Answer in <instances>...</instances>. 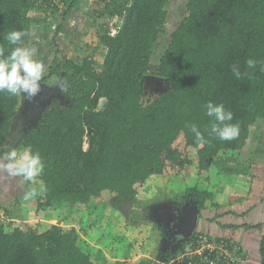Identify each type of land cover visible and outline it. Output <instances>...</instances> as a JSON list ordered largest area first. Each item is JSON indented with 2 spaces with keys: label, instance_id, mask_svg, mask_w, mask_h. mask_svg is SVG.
<instances>
[{
  "label": "trees",
  "instance_id": "16d2710c",
  "mask_svg": "<svg viewBox=\"0 0 264 264\" xmlns=\"http://www.w3.org/2000/svg\"><path fill=\"white\" fill-rule=\"evenodd\" d=\"M49 1L0 0V47L5 55L13 46L4 36L26 31L25 45L32 34V12L51 9ZM79 1L58 0L65 6L64 15ZM168 4L169 0H94L87 15L94 24L101 23L92 50L105 47L103 59L64 58L42 78L40 83L56 85L61 76L66 91L60 89V94L67 103L49 105L17 145H31L45 163L38 179L47 191L35 198L38 209L92 213L91 202L104 193L114 205L135 204L140 202L138 187L167 169L181 171L195 164L203 172L219 161L251 163L264 131V0H187L186 15L170 31L158 63L152 64L153 48L169 24ZM115 18L122 24L111 35ZM248 59L257 61L255 68H247ZM234 64L242 73L240 79L230 70ZM148 77L161 80L168 90L155 92L146 85ZM101 99L106 101L103 108ZM21 100L0 93V152H7L4 143ZM209 101L223 103L233 113L230 123L239 125L238 138L209 137L211 120L203 108ZM188 124H195L208 143L198 145ZM177 197L179 205L194 200L199 216L217 208L212 191L206 189L191 187L174 200ZM23 198L20 195L11 207L19 209ZM0 210L13 218L10 207L0 203ZM7 221L0 224V264H101L79 246L73 226L51 224L42 230L38 224L22 228ZM198 235L207 234L196 227L187 243ZM263 245L264 238L262 255ZM183 246L161 250L155 259L116 264H164Z\"/></svg>",
  "mask_w": 264,
  "mask_h": 264
},
{
  "label": "rangeland",
  "instance_id": "374dc122",
  "mask_svg": "<svg viewBox=\"0 0 264 264\" xmlns=\"http://www.w3.org/2000/svg\"><path fill=\"white\" fill-rule=\"evenodd\" d=\"M65 1L70 4L74 0ZM93 1L80 0L65 15L63 14L65 6L58 0L49 1L53 4L51 9L42 7L32 12L31 32L33 34L27 39L24 46L36 49L34 59L45 65L43 78L48 76L51 65L55 64L56 66L64 58L76 62H80L87 56L93 57L98 62L103 59L106 52L105 47L98 46L95 51L92 50L97 45V24L101 23L99 20L97 24H94L96 22L93 23L87 15ZM186 1L169 0L167 16V23L169 22V24L166 25V32L159 37L153 48L150 57L152 64L158 63L170 40V31L186 15ZM121 24L122 22L118 18L111 21L113 34L117 33ZM147 86L154 87L151 84H147ZM59 96L50 102L51 106L66 105L67 99L62 98L61 94ZM102 100L99 102L100 108H103L106 103ZM23 114L22 98L17 114L12 121V130L4 143L6 151L17 148L26 132L35 125V123L26 122L27 117ZM86 148L87 141L84 143V149ZM188 151L192 156V149ZM262 162L264 163V131L256 141L254 156L249 165L238 164L230 159L229 163L219 161L212 165L209 170L203 172H198L195 164L189 165L181 171L177 168L167 169L163 176L151 177L145 187H138L140 202L135 204L132 202L129 210L126 205L123 207L122 205H114L109 194L104 193L91 202L93 204L92 213L67 212L65 209L51 207L38 209L35 198L27 201L23 198L24 201L19 207L20 210L16 207L13 209L11 207L13 201L20 195L24 196L31 185L22 184L20 178L0 172V203L10 207L13 213V218H10L4 210H0V224L8 219V221H14L10 226L22 228L24 224H38L42 230L51 224L73 226L80 236L79 246L94 261L101 264H116L125 259H150L147 257H156L163 247L160 242L161 226L158 223L161 207L180 203L179 197L175 200L174 198L184 194L185 190L191 187L206 190L215 188V192L219 195L225 186L226 194L229 191H235L234 186L236 187L239 183H243L245 188L248 179L256 178L264 171V166L262 171L258 167L259 165L262 166ZM143 202H147V204Z\"/></svg>",
  "mask_w": 264,
  "mask_h": 264
},
{
  "label": "clouds",
  "instance_id": "9594fccd",
  "mask_svg": "<svg viewBox=\"0 0 264 264\" xmlns=\"http://www.w3.org/2000/svg\"><path fill=\"white\" fill-rule=\"evenodd\" d=\"M27 35L28 33L22 30L10 31L4 39L13 46L11 51L5 55V49L0 47V93L20 99L25 95L31 98L39 93L40 82L45 73V65L34 59L36 49L24 46V37ZM245 63L247 68L253 69L257 61L248 59ZM230 70L236 79L241 78L242 73L237 65H232ZM261 71H264V68ZM244 74L247 75V73ZM59 87L62 92L66 91L63 80L59 81ZM203 108L204 114L211 120L209 137L218 138L221 141H232L238 138L239 125L230 123L233 120V113L226 110L223 103L216 104L209 101ZM186 127L194 134L198 145L203 146L208 143L195 124H188ZM44 169L45 163L41 154L33 151L31 145L0 152V172L20 178L22 184L31 185L24 193L26 201L46 193L47 187L44 181L38 179Z\"/></svg>",
  "mask_w": 264,
  "mask_h": 264
},
{
  "label": "crops",
  "instance_id": "0c3cea01",
  "mask_svg": "<svg viewBox=\"0 0 264 264\" xmlns=\"http://www.w3.org/2000/svg\"><path fill=\"white\" fill-rule=\"evenodd\" d=\"M263 166V162L258 166L261 171ZM252 178L247 180L249 184L247 182L245 188L243 183H239L234 186L235 191L227 194L226 186L225 189L222 186L221 195L215 192V188L210 189L217 208L198 214L197 230L200 233L232 241L241 248L245 258L238 264H264V254L260 251L264 238V171Z\"/></svg>",
  "mask_w": 264,
  "mask_h": 264
},
{
  "label": "water",
  "instance_id": "95a60500",
  "mask_svg": "<svg viewBox=\"0 0 264 264\" xmlns=\"http://www.w3.org/2000/svg\"><path fill=\"white\" fill-rule=\"evenodd\" d=\"M62 75V74H61ZM62 80L61 76L58 79L56 85L49 86L44 83H40L39 93L31 98L26 95L23 96L24 116L35 125L40 121L42 113L50 102L56 98H59L60 87L59 81ZM153 85V89L158 93H163L168 90V86L159 79L146 78V85ZM102 101H105L104 99ZM33 125V126H35ZM89 133L90 130H88ZM132 203H123V206H128L130 209ZM199 209L197 203L190 199L182 206L170 205L168 207H161V212L158 216V223L166 229V241L171 243L176 241V248H180L189 240L197 227Z\"/></svg>",
  "mask_w": 264,
  "mask_h": 264
},
{
  "label": "built area",
  "instance_id": "2783aa9c",
  "mask_svg": "<svg viewBox=\"0 0 264 264\" xmlns=\"http://www.w3.org/2000/svg\"><path fill=\"white\" fill-rule=\"evenodd\" d=\"M112 30L111 35H114ZM183 247L178 255L164 264H238L245 258L236 243L207 235H198Z\"/></svg>",
  "mask_w": 264,
  "mask_h": 264
},
{
  "label": "flooded vegetation",
  "instance_id": "af4514ba",
  "mask_svg": "<svg viewBox=\"0 0 264 264\" xmlns=\"http://www.w3.org/2000/svg\"><path fill=\"white\" fill-rule=\"evenodd\" d=\"M46 85H49V84H46ZM49 86H54V85H49ZM26 122H30V121H26ZM187 201H189V200H187ZM187 201H185V202H183V203H181V205H177V206H182V205H184ZM160 228H161V234H162V236L160 237V242L162 243V248H161V250H168L169 249V251L170 250H172V251H175L176 249H178V248H176V246H174L175 245V243H176V241H172L171 243H168L167 241H166V239L168 238V236L166 237V229H165V227L164 226H162L161 224H160ZM163 238V239H162ZM166 238V239H165Z\"/></svg>",
  "mask_w": 264,
  "mask_h": 264
}]
</instances>
